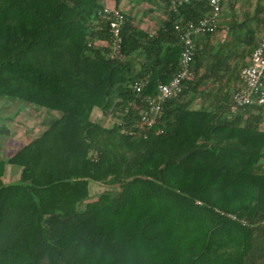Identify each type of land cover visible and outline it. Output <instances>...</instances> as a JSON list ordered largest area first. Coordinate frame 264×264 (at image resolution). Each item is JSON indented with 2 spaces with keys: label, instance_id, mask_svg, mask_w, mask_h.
<instances>
[{
  "label": "trees",
  "instance_id": "1",
  "mask_svg": "<svg viewBox=\"0 0 264 264\" xmlns=\"http://www.w3.org/2000/svg\"><path fill=\"white\" fill-rule=\"evenodd\" d=\"M103 1L0 0V100L60 114L0 158V264H264V114L233 101L264 0H229L228 20L194 38L183 93L145 129L149 99L182 69L183 31L210 9L161 0L153 32L125 14L120 61ZM9 166L19 182H4ZM91 183L118 190L90 198Z\"/></svg>",
  "mask_w": 264,
  "mask_h": 264
},
{
  "label": "built area",
  "instance_id": "2",
  "mask_svg": "<svg viewBox=\"0 0 264 264\" xmlns=\"http://www.w3.org/2000/svg\"><path fill=\"white\" fill-rule=\"evenodd\" d=\"M204 3L210 14L197 23H191L182 34L184 51L182 53V69L179 74L168 84H162L157 94L149 99L147 109L140 114L139 126L143 129L152 128L162 117L164 105L179 97L192 77V63L195 56L194 38L206 31L215 29L220 22L225 5L228 0H195ZM192 0H171L172 8L177 9ZM126 13L122 8L105 6L99 12V16L109 23L110 52L108 57L113 60L125 61L123 52L122 29L126 20ZM100 46H107L105 41H99ZM137 92H141L142 86H135ZM233 101L238 108L245 110L250 106H256L257 111L264 114V41L255 49L250 65L242 70L241 86L233 93Z\"/></svg>",
  "mask_w": 264,
  "mask_h": 264
},
{
  "label": "rangeland",
  "instance_id": "3",
  "mask_svg": "<svg viewBox=\"0 0 264 264\" xmlns=\"http://www.w3.org/2000/svg\"><path fill=\"white\" fill-rule=\"evenodd\" d=\"M229 3V0L227 1V4ZM245 0H241L240 3H238V7L242 8L244 6ZM103 5L107 6V2L105 0L103 1ZM123 8L122 10L127 13L128 15L134 17L135 20L138 22H141L143 27L146 28L148 31H153L156 25L161 24L162 22V16L164 14H161L159 12L158 7L151 8V5L143 4L137 2V0H125L123 2ZM223 22L227 19L228 15L225 11L223 14ZM9 101L14 103V107H17L18 110H20V135L25 136V139H30L32 135L38 134L40 130V124L44 125V122L48 119H53L56 117H59L60 114L58 113H52L49 114L46 110L41 111H35L34 108L24 105L19 99H8ZM35 112H34V111ZM100 111L95 112V117L99 118L101 117ZM107 123H111L110 119L106 120ZM22 128V129H21ZM43 129H45V125L43 126ZM24 132H27L24 134ZM23 141V140H22ZM26 141V140H25ZM21 142V140H20ZM12 170H14L7 179H5V183L9 184L10 182L17 183L20 180L19 175V168L16 166H10ZM9 182V183H8ZM118 188H113L109 186H105L99 183H91L90 185V198H96L102 193H105L107 191H117Z\"/></svg>",
  "mask_w": 264,
  "mask_h": 264
},
{
  "label": "crops",
  "instance_id": "4",
  "mask_svg": "<svg viewBox=\"0 0 264 264\" xmlns=\"http://www.w3.org/2000/svg\"><path fill=\"white\" fill-rule=\"evenodd\" d=\"M123 0L119 6V8H123ZM107 2V5L114 6L116 5L114 0H105ZM139 3L151 5V8L158 7L159 12L161 14L163 13V4L161 0H155L153 3H148L145 1L137 0ZM127 14V13H126ZM130 16V15H129ZM132 17V16H131ZM164 19V15L162 16ZM134 18V17H133ZM141 28L144 30H147L143 27L142 23ZM155 29V28H154ZM148 31V30H147ZM151 32V31H149ZM153 32V31H152ZM34 111V110H33ZM35 112V111H34ZM20 110L17 109V107H14V103L9 101L8 99H2L0 100V158L4 160H8L11 156H13L15 153H17L22 147H24L26 144H28L30 141L38 137L43 131V124H40V130L38 134L32 135L30 139H25V136L20 135ZM22 129V128H21ZM27 132H24V134ZM21 140V142H20ZM23 140V141H22ZM14 170L10 168V166L7 168V173L4 178L7 179L11 175V173ZM19 175H21V169L19 168ZM9 183V182H8ZM9 184H13L10 182Z\"/></svg>",
  "mask_w": 264,
  "mask_h": 264
}]
</instances>
